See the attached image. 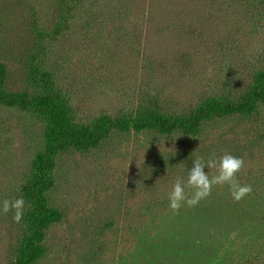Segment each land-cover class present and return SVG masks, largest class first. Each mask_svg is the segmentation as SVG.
Instances as JSON below:
<instances>
[{
	"label": "rangeland",
	"instance_id": "obj_1",
	"mask_svg": "<svg viewBox=\"0 0 264 264\" xmlns=\"http://www.w3.org/2000/svg\"><path fill=\"white\" fill-rule=\"evenodd\" d=\"M263 74L264 0H0V264H17L33 233L23 190L53 110L97 134L221 104L235 110L194 134L113 128L95 147L60 151L46 194L59 219L33 264H264ZM212 153L241 157L237 179L252 193L234 201L214 185L171 210L175 181ZM20 197L16 222L2 207Z\"/></svg>",
	"mask_w": 264,
	"mask_h": 264
},
{
	"label": "trees",
	"instance_id": "obj_2",
	"mask_svg": "<svg viewBox=\"0 0 264 264\" xmlns=\"http://www.w3.org/2000/svg\"><path fill=\"white\" fill-rule=\"evenodd\" d=\"M262 86L264 85V74L259 79ZM25 107L23 100L12 101ZM47 101L44 102V104ZM232 106L221 104L211 106L210 109L201 108L193 118L184 117L167 118L159 116L153 119H119L100 128L97 134H93L87 127H76L65 116L55 115L52 112V120H55L54 128L49 136L45 150L38 154L35 159V174L32 181L24 186V196L32 201L35 205L34 212V229L30 237L26 239L17 264H33L44 252L41 243L45 236V231L50 225L59 219V212L50 209L46 203V194L54 185L53 170L56 167V157L58 153L69 147L76 149H86L95 147L101 137L106 136L113 128L129 130L134 127L137 130L145 128L157 129L167 133L176 129L182 130L186 134L197 132L202 121L207 120L210 116H223L234 111Z\"/></svg>",
	"mask_w": 264,
	"mask_h": 264
},
{
	"label": "clouds",
	"instance_id": "obj_3",
	"mask_svg": "<svg viewBox=\"0 0 264 264\" xmlns=\"http://www.w3.org/2000/svg\"><path fill=\"white\" fill-rule=\"evenodd\" d=\"M205 166L208 169L215 168L217 174L210 177L208 172L204 171ZM243 167V159L230 153L224 154L218 159L215 153H212L206 161L202 157L193 159L192 167L188 170L186 184L181 179H177L172 190L168 193L169 208L176 212L185 204L195 206L211 193L214 185L226 184L231 198L234 201H240L253 191L251 185H241L238 182L237 174ZM186 187L192 189L190 195L185 192ZM24 207L25 201L23 197H20L15 200H4L2 211L7 213L10 210H15L13 219L19 222L22 219Z\"/></svg>",
	"mask_w": 264,
	"mask_h": 264
}]
</instances>
